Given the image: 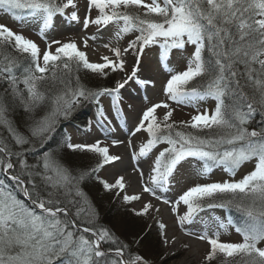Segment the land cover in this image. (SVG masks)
Instances as JSON below:
<instances>
[{
    "label": "snow or ice",
    "instance_id": "6c2138e0",
    "mask_svg": "<svg viewBox=\"0 0 264 264\" xmlns=\"http://www.w3.org/2000/svg\"><path fill=\"white\" fill-rule=\"evenodd\" d=\"M0 11L16 21L36 23L38 35L46 43L41 49L0 24V85L5 86L0 91V127L12 140L9 145L0 138V172L10 175L15 184L13 188L0 181V264H56L58 260L61 264H149L97 223L98 212L81 187L105 165L120 160L109 153L108 146H101L103 141L73 144L70 137L64 138L62 147L99 157L95 167L80 172L52 151H44L31 165L27 154L34 150L35 142L42 146L50 140L61 118L66 119L84 101L99 104L106 93L119 112L121 89L137 78L141 57L153 46L159 48L160 60L171 73L165 96L176 105L196 109L197 114L177 125L169 122L173 109L168 103H155L143 111L131 135L143 131L148 138L133 153V160L148 157L160 144L167 147L156 155L147 183L143 171L137 169L142 191L171 204L182 230L205 207L235 208L241 214L238 222L232 217L216 221L212 236L207 231L198 235L185 231V235H195L210 245L205 264L218 256L224 258L222 264H264V247L260 246L264 243V120L259 127H251L257 114L264 117V0H86L82 20L76 0H0ZM56 16L81 23L84 30L96 26L101 31L114 25L117 41L129 34L135 39L123 49L102 45L112 56L102 55V63L90 62L76 39L47 41L45 33ZM89 39L96 37L83 38L84 47ZM189 47L193 51L186 69L173 72L167 65L170 53ZM129 55L135 57L130 74L126 69ZM82 70L103 78L110 72L125 75L114 88L93 90L80 83ZM136 83L145 86L151 81L136 79ZM207 100L215 102L214 108L201 111L199 105ZM17 107L29 117L27 134L8 118ZM157 109L166 110L162 120ZM97 115L98 125L111 124L102 106ZM120 143L123 141H111L113 146ZM128 147H132L131 140ZM189 158L202 162L201 176L221 168L234 177L242 165L253 161L254 169L239 180L191 186L174 202L157 195L167 190L178 165ZM99 182L126 205L141 199L125 193L123 175L111 183ZM180 205L186 208L182 215ZM129 210L137 217L160 211L150 202L139 210ZM165 227L158 222L167 247L176 240L166 236ZM229 227L242 237L241 242H221V231ZM141 239L133 243L138 246Z\"/></svg>",
    "mask_w": 264,
    "mask_h": 264
},
{
    "label": "rangeland",
    "instance_id": "374dc122",
    "mask_svg": "<svg viewBox=\"0 0 264 264\" xmlns=\"http://www.w3.org/2000/svg\"><path fill=\"white\" fill-rule=\"evenodd\" d=\"M76 2L79 8L78 14L82 20L86 14V0H76ZM69 11L71 10L69 9ZM0 24L6 25L14 32L23 34L26 38L33 40L41 49L46 47L45 39H42L38 35L39 26L36 23L16 21L10 15L0 11ZM115 31L116 28L114 25H110L108 28L101 31H98L96 26H90L87 30H84L81 23L69 22L63 17L56 16L54 17L52 28L45 33V36L49 42L52 40L67 42L70 38L76 39L78 47H80V50L84 51L88 55L90 62L102 63L103 61L100 59L102 55L112 56V53L109 52L107 48L102 47V45L110 44L112 47L118 46L123 49L127 46V43L130 40L135 39L134 35L129 34L123 39L117 41L115 39ZM93 36H95L96 39H89L88 47H84L82 43L83 38ZM53 47H55V45ZM192 51L193 48L191 47L183 51L173 50L167 60L168 67L171 68L173 72L185 70L187 67V61ZM126 59L127 73L130 74L135 57L129 55ZM80 73H83V76L85 77L82 79H87L89 81V83H87V88L93 90H98L104 87L114 88L116 81L125 75L123 73L110 72L107 78H103L86 70H82ZM170 74L171 73L165 70L164 63L160 60L159 48L157 46L146 48L143 56L141 57V63L136 79L149 80L151 81V85L148 84L140 86L136 83L135 79H133L129 81L128 84L120 91L119 112H117L116 108L113 107L112 96L105 93L99 98V104H97L96 112H93L91 109L92 105L90 103H86L85 107L82 108L83 113L74 119L72 121L73 123L69 125L67 124L66 126L67 122H65L63 128H65V135L71 138V143L92 144L96 141H103L101 146H108L109 153L111 155L120 157V160L101 168L97 174L98 178L111 183L114 182L115 178L123 175L126 181L125 193L128 195H140L141 199L126 205L123 203L121 198L108 192V196L104 197V199L98 196V199H100V203H98L101 207H103V215L108 209H113L116 206L113 210L119 213L117 215L118 220H121L122 223H127L129 227L125 230V232L122 229H117L118 233H116L117 235L119 233L124 235L121 239L131 246L132 252L139 253L140 255L143 253L145 256H151L153 260L155 259L153 264H176V261L184 257L192 248H196V255L187 264H205L204 258L210 251V245L206 241L196 239L195 235H185V231L197 235L207 231L208 235L212 236L213 232L216 230V221H227V218L220 210L205 208L202 212L195 216L192 223H185L184 229L182 230L177 222V213H173L171 211V204L168 205L170 215H165V212L162 211L163 208L160 206L166 205L162 201H158L153 196L142 191L143 185L141 183L140 171H143L144 182L147 183L149 179V172L156 155H158L159 151L163 148L167 147V145L160 144L152 151V153L149 154L148 157H141L133 160V153L139 151V147L142 143L146 142L148 137L143 131L136 133L134 136L131 135V132L136 127L143 111L146 110L147 107L160 102L168 103L173 109V115L169 122L174 121L177 125H180L181 121H190L191 117L197 114L196 109L183 105H176L174 102L167 99L163 90L167 80L170 78ZM100 106L103 107L104 113L108 117V120L111 121V124H108V121H104L103 126L98 125L97 110ZM214 106L215 102L213 100L204 101L199 105L201 111L204 109L212 110ZM84 111L86 113H84ZM165 111V109H157L156 115L158 119L162 120ZM28 120L29 119H27V122ZM23 126L21 128L24 131V134H27L26 128ZM18 130L20 131V128H18ZM179 130L185 132L191 131V129L187 128H180ZM4 136L7 137L6 134ZM7 139H10L12 143L9 134ZM113 140L123 141V143H120L123 151L119 149V144L115 146L111 144V141ZM129 140H131L132 143L131 148L128 147ZM38 145L40 146V143L38 141L35 142L33 151H37L36 153L39 157L41 151L37 150L39 147ZM64 149L67 148L58 146V148H53L51 151L60 159L64 157L65 161L70 159L73 162L78 161L82 165L85 164L82 162L80 155L86 156L84 162H87V167L94 164L96 166L99 161V157L97 155L88 152H77V154L74 153L72 157H67L62 153V150ZM38 157L34 158V163L37 162ZM122 167L125 169L122 170ZM201 167L202 162L196 161L192 158L183 161L180 165H178L176 172L170 179L167 190L157 192V195L168 199L170 202H174L184 191L196 184L221 182L226 179L239 180L254 169V161L242 165L234 177H230L229 174L221 168H215L207 176H201L199 175V169ZM125 193H122L121 195ZM109 202L113 204V208H111V205L108 204ZM148 202L153 204L155 207H158L160 211L156 212L154 210H150V214L148 216L137 217L129 210L131 208L139 210L142 208L144 203ZM185 211V206L180 205L179 214L182 215ZM145 221L149 226H151V235L145 243L137 246L133 243L135 240V230L130 227L135 228L138 224H144ZM158 222L163 223L166 226L164 232L168 238H175L176 242L174 244L167 247L163 245L162 238L158 231ZM220 240L221 242L238 243L242 241V237L235 231L234 228L229 227L226 232L221 231ZM185 245H188V247H185ZM260 246L264 247V243ZM223 259L224 258L222 256H218L215 260L210 262V264H222Z\"/></svg>",
    "mask_w": 264,
    "mask_h": 264
},
{
    "label": "trees",
    "instance_id": "16d2710c",
    "mask_svg": "<svg viewBox=\"0 0 264 264\" xmlns=\"http://www.w3.org/2000/svg\"><path fill=\"white\" fill-rule=\"evenodd\" d=\"M83 77H84L83 73L82 74L79 73L80 83L87 87V83H89V81L87 79L86 80L82 79ZM4 87H5L4 85H0V91H3ZM100 89H102V88H100ZM94 90H96V89H94ZM86 103H90L92 105L91 109L93 110V112H96V107H97V103L96 102L91 101V100L82 102L78 107H76L74 109V111L66 119L61 118L58 126L56 127L55 132L52 134L51 139L48 140L46 143H44L42 146L38 145L39 147H38L37 150L41 151V153H43L44 151H51L53 148H58V146H61L62 143H63L64 138L66 137L65 128H63L64 123L67 122L66 126H67V124L69 125V124L73 123L72 121L74 119H76V118H74V116L76 115V113L81 108L85 107ZM8 118L12 121L14 127L20 128V132L24 133V131L22 130L21 127L23 125L24 126L26 125L27 119H29V117L23 111L22 108L17 107L14 110H11L9 112V114H8ZM262 120H264V117H261L259 114H257L255 119H254V121H253V123H252V125H251V127H259L261 125ZM18 126H20V127H18ZM0 129H1L0 130V138L5 139V141L9 145H11L12 143H11L10 139H7V137H8V134L6 132L7 130L5 128H3V127H0ZM5 134L7 135V137L4 136ZM36 152L37 151H31V152H29L27 154V163L29 165L35 164L33 162L34 158L38 157V154ZM62 153L65 156H67V157L68 156L72 157L74 155V153L77 154V152H72L69 149L62 150ZM80 156L82 158V162L85 165L80 164L78 161L73 162L70 159L65 161L64 157H62V160L64 159L63 162L66 163L67 165H69L70 167L74 168L77 172L84 171V170H90L91 168L95 167V164L90 166V167H87V162H84L86 156H83V155H80ZM16 170L19 171V166L18 165H17V169ZM97 174L98 173H95V174H93V176L91 178L86 179L83 182V184L81 185V187H82L83 191L86 193V195H87L88 199L90 200V202L94 205L95 209L98 212L99 219H98L97 223L99 225H102V226L108 228L112 233L114 232V235L116 236V238L118 240H120L123 243H126L123 239H121V237H124V235H122V233H119L117 235V233H118L117 229H122L125 232V230L127 228H129V227H128L127 223H125V222L122 223L121 220L120 221L118 220L117 215L119 213H117L116 211L113 210L116 206L113 208V204L109 202L108 204H110L111 208H113V209H108V210L106 209L107 212L104 213V215H103V211H102L103 207H101V205L99 204L100 203V199H98V196L100 198L104 199V197L108 196V192H106L103 189V186L99 182L100 179L98 178ZM21 179L27 180V177L26 176H22ZM0 181H3L4 183H6V184L10 185L11 187L15 188V184L11 180L10 176L4 174L3 172H0ZM37 183H39V180H37ZM17 194L20 195L19 193H17ZM20 198L23 199L22 196H20ZM224 209L228 211V213L231 215V217H232V219L234 221L238 222L240 220L241 214L239 212H237V211L235 212V208L229 207V208H223V210ZM83 226L84 225L81 224V227H83ZM130 228L135 230L134 231L135 232V235H134L135 240L138 239V238H142L140 244L145 243V241L151 235V233H150V228L151 227H149V225H148V223H146V221L142 225L138 224V226H136L135 228H133V227H130ZM104 247L107 248L108 245L105 244ZM141 255L144 256V258L149 261V264H153L154 263L155 259L153 260L151 256H149V255L145 256L143 253H141ZM56 264H61V262L58 260L56 262Z\"/></svg>",
    "mask_w": 264,
    "mask_h": 264
},
{
    "label": "bare ground",
    "instance_id": "6f19581e",
    "mask_svg": "<svg viewBox=\"0 0 264 264\" xmlns=\"http://www.w3.org/2000/svg\"><path fill=\"white\" fill-rule=\"evenodd\" d=\"M82 40V39H80ZM119 149L123 151L122 147H121V144H119ZM125 169L124 167H122V170ZM161 208H163L162 211L165 212V215H170V212H169V207L166 205H161L160 206ZM196 248H192L184 257H182L181 259H179L178 261H176V264H187L189 263L193 257L196 255Z\"/></svg>",
    "mask_w": 264,
    "mask_h": 264
}]
</instances>
